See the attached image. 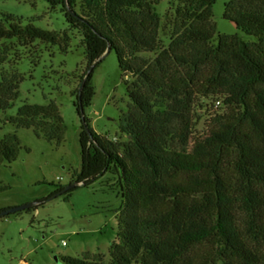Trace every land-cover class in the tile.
<instances>
[{"label": "trees", "instance_id": "16d2710c", "mask_svg": "<svg viewBox=\"0 0 264 264\" xmlns=\"http://www.w3.org/2000/svg\"><path fill=\"white\" fill-rule=\"evenodd\" d=\"M47 1L60 7L71 27L83 34L86 72L75 102L83 123L82 167L69 184L59 185L31 207L88 185L115 166L125 190L111 264H197L196 248L212 240L214 264H264V0H230L226 6L225 17L253 35V41L238 34L217 36L215 0H178L176 36L167 47L158 39L160 16L150 0L138 13L129 7L139 0H105L111 25L122 26L136 47L156 53L143 62L127 55L102 17L95 21L78 12V0ZM22 35L62 43L56 32L33 25L8 29L0 21V40ZM108 47L116 49L124 74L137 75L132 85L126 83L132 104L119 118L129 138L124 145L98 134L85 111L95 93L94 68ZM20 83L14 78L0 81V99L5 95L14 101ZM213 92L223 93L224 103L235 110L189 150L194 97ZM9 122L33 128L56 145L65 140L66 123L53 99L23 103ZM21 147L16 132L0 137V164L16 160ZM65 261L106 264L83 257Z\"/></svg>", "mask_w": 264, "mask_h": 264}, {"label": "rangeland", "instance_id": "374dc122", "mask_svg": "<svg viewBox=\"0 0 264 264\" xmlns=\"http://www.w3.org/2000/svg\"><path fill=\"white\" fill-rule=\"evenodd\" d=\"M150 2L160 16L158 39L167 47L176 36L178 0ZM229 2L215 0L213 4L217 36L238 34L245 41H253V35L238 29L225 17ZM104 3L105 0H78L75 9L95 21L102 17L105 24L116 31V38L128 56L140 62L152 61L155 52L136 47L122 26L111 25ZM144 5L145 0H139L129 9L138 13ZM0 21L8 29L13 24L23 28L33 25L56 32L62 40V43L33 41L25 35L0 40V81L21 79L20 94L14 101L7 100L5 95L0 99V106L12 103L11 107L0 108V137L16 132L22 145L16 160L0 164V210H5L35 203L59 185L69 184L73 173L80 171L83 123L75 102L86 72L87 54L82 44V32L72 28L61 8L53 7L47 0H0ZM65 34L66 38L63 37ZM216 41L213 39L212 43ZM136 78L131 71L124 74L116 49L105 54L93 71L91 81L95 93L85 110L86 115L98 134L117 144L124 145L129 141L120 129L119 118L121 111L132 104L126 83L132 85ZM50 99L57 102L67 127L61 144L38 136L33 128H17L9 122V117L16 115L23 103L45 104ZM217 100L221 104L217 105ZM224 100L223 93L196 94L189 150L195 141L220 127L231 116L235 106L225 104ZM124 186L120 172L112 166L104 175L88 185L80 184L69 194H60L38 207L1 217L0 264H67V257L101 259L111 264L110 248L119 230ZM215 247L213 240L197 247L194 256L197 264H214Z\"/></svg>", "mask_w": 264, "mask_h": 264}, {"label": "water", "instance_id": "95a60500", "mask_svg": "<svg viewBox=\"0 0 264 264\" xmlns=\"http://www.w3.org/2000/svg\"><path fill=\"white\" fill-rule=\"evenodd\" d=\"M111 51V47H108V49L106 50V52L102 55V57L109 53ZM34 203H27V204H23V205H19V206H14V207H11V208H8V209H5L1 212V215H7V214H10V213H13V212H17V211H20V210H23V209H26V208H29L33 205Z\"/></svg>", "mask_w": 264, "mask_h": 264}, {"label": "built area", "instance_id": "2783aa9c", "mask_svg": "<svg viewBox=\"0 0 264 264\" xmlns=\"http://www.w3.org/2000/svg\"><path fill=\"white\" fill-rule=\"evenodd\" d=\"M63 243H65V241H63Z\"/></svg>", "mask_w": 264, "mask_h": 264}]
</instances>
